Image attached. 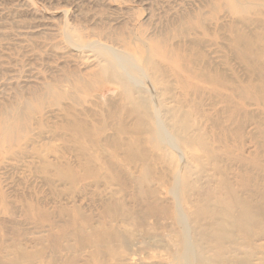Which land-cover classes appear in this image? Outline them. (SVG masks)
Wrapping results in <instances>:
<instances>
[{
    "label": "rangeland",
    "instance_id": "374dc122",
    "mask_svg": "<svg viewBox=\"0 0 264 264\" xmlns=\"http://www.w3.org/2000/svg\"><path fill=\"white\" fill-rule=\"evenodd\" d=\"M196 252L264 264V0H0V264Z\"/></svg>",
    "mask_w": 264,
    "mask_h": 264
},
{
    "label": "bare ground",
    "instance_id": "6f19581e",
    "mask_svg": "<svg viewBox=\"0 0 264 264\" xmlns=\"http://www.w3.org/2000/svg\"><path fill=\"white\" fill-rule=\"evenodd\" d=\"M167 55V54H166ZM165 55V56H166ZM167 57V56H166ZM165 57V58H166ZM164 58V59H165ZM167 59V58H166ZM112 68L114 67V65H113V63L110 65ZM122 66V65H121ZM118 68V67H117ZM115 69V68H114ZM105 72H106V69L104 68V70H102V73H101V76H104V74H105ZM83 87V86H82ZM125 87V86H124ZM6 132V137H10V132H9V130H6L5 131ZM239 221H240V219H239ZM237 227H238V229H242V230H244V228H243V223H241V221H240V223L239 222H237ZM219 252H221V250L219 251ZM187 254H188V251H187ZM194 254V256L193 257H191V264H212V262H211V260L209 259L208 260V258H204L203 257V255L202 254H200L199 252L197 253H193ZM186 256V255H185ZM188 256V255H187ZM252 257H247V259H245V263H243V264H249V262H250V259H251ZM185 260V259H184ZM187 261H189L188 259H187ZM185 263V262H184ZM188 263V262H187ZM186 264V263H185Z\"/></svg>",
    "mask_w": 264,
    "mask_h": 264
}]
</instances>
